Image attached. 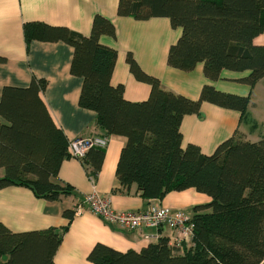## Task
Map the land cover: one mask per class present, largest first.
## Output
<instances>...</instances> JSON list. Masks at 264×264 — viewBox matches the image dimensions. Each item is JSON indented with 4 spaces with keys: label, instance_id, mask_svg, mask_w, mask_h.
Returning a JSON list of instances; mask_svg holds the SVG:
<instances>
[{
    "label": "trees",
    "instance_id": "trees-1",
    "mask_svg": "<svg viewBox=\"0 0 264 264\" xmlns=\"http://www.w3.org/2000/svg\"><path fill=\"white\" fill-rule=\"evenodd\" d=\"M117 13L138 21L168 18L182 30L170 47L168 65L185 72L204 65L206 78L217 81L223 71L247 73L237 79L252 89L264 79V0H119ZM32 41L65 42L74 49L71 73L82 78L79 104L97 114L104 136H122L116 175L126 192L136 186L145 200H162L171 192L190 188L211 198L195 206L193 236L181 247L162 236L140 252H120L98 243L88 259L95 264H264V136L245 140L237 131L212 154L199 146L183 147L182 120L200 114L204 102L236 110L248 117L251 97L225 93L205 84L197 100L163 88L144 72L129 53L127 62L140 82L150 85L147 100L125 98L123 84L113 85L118 52L102 37L116 38L113 21L93 18L89 35L67 27L33 21L24 24ZM6 59L0 57V63ZM45 79L28 87L6 86L0 100V189L29 188L48 201L74 193L72 186L55 181L62 164L72 158L70 141L57 125L44 92ZM106 148L92 147L81 159L88 175L97 180ZM85 199V198H84ZM82 200L64 215L72 221ZM64 228L15 233L0 222V264H56ZM7 258V259H6Z\"/></svg>",
    "mask_w": 264,
    "mask_h": 264
},
{
    "label": "crops",
    "instance_id": "crops-1",
    "mask_svg": "<svg viewBox=\"0 0 264 264\" xmlns=\"http://www.w3.org/2000/svg\"><path fill=\"white\" fill-rule=\"evenodd\" d=\"M119 0H0V100L6 86L28 87L32 80L45 79L47 88L44 99L51 116L71 142L77 139L105 138L108 141L103 166L96 181L88 175L82 160L69 158L62 164L55 181L72 186L74 193L59 201L37 197L32 190L22 186L0 189V222L15 233L64 228L62 243L55 255L56 264H95L88 259L93 247L102 243L120 252H140L162 237L174 243V232L167 226L127 230L95 216L88 207L69 221L64 213L74 209L84 198L96 193L110 200L119 211H141L151 205H162L182 210L192 215L198 205L211 202V198L190 188L171 192L162 200H145L136 193V186L126 192L117 178L116 171L126 138L104 136L96 126L95 111L83 108L79 98L82 78L71 73L74 54L65 42L32 41L29 45L24 34V24L39 21L52 26H63L82 35H89L93 18L101 14L111 19L116 27V38L104 36L102 42L117 50L118 59L112 84H123L124 96L132 102L149 98L151 87L132 74L127 62L131 53L140 68L158 78L164 89L197 100L205 84L239 96H250L247 118L239 111L204 102L200 114L186 115L182 120V145L195 144L202 153L212 154L225 140L239 132L245 140L258 141L264 136V115L260 116L258 99L264 93V79L253 89L237 79L247 73L223 71L221 78L212 81L204 74V65L198 64L191 72L168 65L170 47L182 34L173 28L168 18L138 21L120 17ZM264 45V33L256 39ZM5 171L0 168V178ZM7 259V258H6Z\"/></svg>",
    "mask_w": 264,
    "mask_h": 264
},
{
    "label": "built area",
    "instance_id": "built-area-1",
    "mask_svg": "<svg viewBox=\"0 0 264 264\" xmlns=\"http://www.w3.org/2000/svg\"><path fill=\"white\" fill-rule=\"evenodd\" d=\"M107 145L108 141L105 138L77 139L70 142V152L72 157L81 160L92 147L103 149L107 148ZM85 207L102 220L127 230L167 226L175 234L174 243L181 248L193 236L191 217L182 210L173 211L162 205H151L146 210L119 212L112 207L109 199L96 193L85 197L84 206L77 209L76 215L81 214Z\"/></svg>",
    "mask_w": 264,
    "mask_h": 264
},
{
    "label": "rangeland",
    "instance_id": "rangeland-1",
    "mask_svg": "<svg viewBox=\"0 0 264 264\" xmlns=\"http://www.w3.org/2000/svg\"><path fill=\"white\" fill-rule=\"evenodd\" d=\"M259 103H260V110H259V115L263 116L264 115V93L261 94L260 98L258 99Z\"/></svg>",
    "mask_w": 264,
    "mask_h": 264
}]
</instances>
